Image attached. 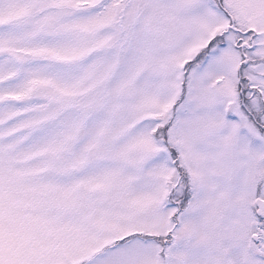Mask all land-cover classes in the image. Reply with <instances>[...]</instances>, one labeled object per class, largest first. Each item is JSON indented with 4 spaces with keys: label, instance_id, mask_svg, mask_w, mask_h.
I'll list each match as a JSON object with an SVG mask.
<instances>
[{
    "label": "snow or ice",
    "instance_id": "6c2138e0",
    "mask_svg": "<svg viewBox=\"0 0 264 264\" xmlns=\"http://www.w3.org/2000/svg\"><path fill=\"white\" fill-rule=\"evenodd\" d=\"M0 264H264V0H0Z\"/></svg>",
    "mask_w": 264,
    "mask_h": 264
}]
</instances>
